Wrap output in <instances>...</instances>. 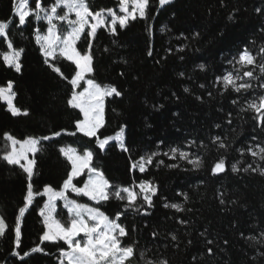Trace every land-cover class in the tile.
<instances>
[{"label":"trees","instance_id":"trees-1","mask_svg":"<svg viewBox=\"0 0 264 264\" xmlns=\"http://www.w3.org/2000/svg\"><path fill=\"white\" fill-rule=\"evenodd\" d=\"M42 2L51 5L54 0ZM88 2L93 11L118 6L115 0ZM34 5L35 0H30V7ZM9 19L13 21L10 35L14 46L24 49L22 68L17 73L0 58V86L13 81V102L29 114L13 116L0 101V156L7 151L6 133L20 141L52 137L42 140V150L33 156L34 192H42L45 186L59 190L63 185L70 166L61 156V147H73L79 153L92 151V164L111 183L129 187L147 180L157 188L153 206L143 203L139 211H125L126 202L114 198L95 205L110 218L124 213L117 222L129 230L130 239H123L135 242L138 253L146 251L149 258L165 259L168 264H264V248L247 239L259 238L264 232V176L231 171L232 164L243 169L248 164L255 167L264 163L254 161L247 151L264 146V123L254 111H241L264 96L260 87L264 76L258 67L251 69L259 79L244 77L253 87L240 93L231 88L226 91L223 83L217 82L218 77L240 68L235 60L244 49L258 63H264L260 51L264 48V0H172L163 7L158 0H150V19L130 21L126 28L118 27L116 35L97 31L96 39L91 40L94 79L123 92L120 97L105 99V126L98 136H113L124 126L129 152L121 150L115 141L101 151L95 137L70 134L76 131L75 122L81 116L67 104L72 86L45 63L36 43L35 29L44 32L45 25L30 17V24L17 27L13 0H0V21ZM84 47L82 38L77 48ZM6 50L0 38V52ZM51 63L69 78L74 74V66L62 58ZM201 64L205 70L200 69ZM245 70L249 69H241V74ZM55 132L61 134L53 136ZM217 135L229 145L227 151L212 143ZM171 148L189 152L191 159L200 158L203 167L194 169L178 155L176 159L163 155ZM153 152L160 155L146 166L147 171H130L132 161ZM220 158L225 159L226 171L213 175L211 169ZM28 182L19 166L0 159V217L8 226L15 225L19 209L25 206ZM42 202L34 196L21 218L23 251L16 248L11 228L0 237V264L57 263L54 253L63 247L40 243L43 227L38 212ZM141 203L138 199V206ZM166 203L181 204L191 211L177 212L164 207ZM208 240L213 243L208 244ZM37 245L45 252L31 253ZM25 252L29 255L24 256Z\"/></svg>","mask_w":264,"mask_h":264},{"label":"snow or ice","instance_id":"snow-or-ice-1","mask_svg":"<svg viewBox=\"0 0 264 264\" xmlns=\"http://www.w3.org/2000/svg\"><path fill=\"white\" fill-rule=\"evenodd\" d=\"M158 2L163 7L171 3V0H158ZM13 9L14 15L18 17L17 27L30 24L29 17H32L35 21L47 22L48 28L46 34H43L39 28L35 29L36 42L40 46L41 54L45 57V63L72 86L67 104L73 109H78L83 114V119H78L75 122L76 131L70 134L75 135L79 132L85 137H95L101 151L105 150L110 142L115 141L121 150L129 152L130 149L125 144L124 126H121L119 131L113 136H105L103 138L98 136L100 129L105 126V99L113 96L120 97L123 95V92L116 86L102 85L94 79V54L92 52L93 46L91 40L96 39L98 29L105 26L109 28L112 35H116L117 25L120 28H126L130 21L150 19V0H119V12L123 13V15H118L112 9H108L106 15L103 10L93 11L88 0H54L51 5H45L42 0H35L34 7H30L29 0H14ZM256 11L260 12L261 9H257ZM73 15L75 18L71 19L70 17ZM89 18L94 22L90 23ZM108 18H110V23ZM57 20L61 23H66L68 30H60L58 25L54 23ZM12 25L13 21L11 19L0 21V38H3L7 45V50L0 52V58H2L7 67L13 68L19 73L22 68L21 56L24 49L14 46L10 35ZM86 28L90 29V31L86 32ZM82 38L85 41V47L78 49L77 43ZM180 51H183V49H180ZM260 51L264 53V48H261ZM148 55H153L151 49H149ZM58 57L70 61L75 66L74 74L71 78L64 75L60 67L51 63V61L56 60ZM235 64L240 65V68H235L234 72H228L226 75L217 78V82H222L226 91L231 88V90L240 93L242 90L247 91L251 89L253 85L243 80V78L247 77L248 80L253 78L259 79V77L255 76L254 71L251 70L253 68L258 67L260 75L264 76V63H258L256 57L247 49L243 50L238 59L235 60ZM199 67L201 70H205V65L201 64ZM244 68L249 70H245L241 74V69ZM81 82H84L87 86L83 87L81 91H76V89L82 87ZM13 85V81H8L6 86H0V101L6 102L7 110L11 115L26 116L29 113L26 110L22 111L13 103L16 96ZM201 87H204V85H201ZM260 87L264 88V84H261ZM184 91L188 92L189 89L185 88ZM197 99H200V97H197ZM248 110L257 113L259 121L264 123V96H260L256 101L250 102L247 108H241V111ZM228 123L231 124L230 119ZM216 127H220V125H216ZM60 134V132H55L53 136H59ZM51 138L50 136L30 137L20 141L10 134H5V139L10 142L11 147L3 156H0V159L6 161L9 165L21 167L23 172L27 174L29 182L27 184L25 206L19 209V216L15 225L8 226L5 219L0 217V237H3L6 230L11 228L15 233V246L16 248H21V218L24 216L27 206L32 204L34 196L46 195L48 202L44 204L43 209L40 211L44 225L40 243L59 244L63 242L67 246L68 250H60L59 264H130L132 260H136L137 264H140L141 261H143V264H168V261L165 259L153 260L149 258L146 251L138 253L135 242L126 243L124 241L123 238L125 237L130 239V232L122 223L117 222L124 215L123 212L117 213L115 217L110 218L99 208L90 207L75 200H69L66 196V192L71 190L76 195L87 197L97 204L114 198L126 202L125 211H139L143 203H146L149 207L153 206L152 197L157 194V188L153 182L143 180L129 187L115 185L105 177L101 170L92 164L94 156L92 151H85L80 155L77 154L74 148L69 147L60 149L61 153L71 164V170L63 182V190L56 191L52 186H45L42 193L33 191L32 177L36 161L35 159H29L28 154L31 153L35 156L37 152L42 150L40 147L41 141ZM193 143L195 142L193 141ZM212 143L225 151L229 147L228 144L221 141L219 135L212 140ZM247 151L254 161L264 162V146L259 147L258 150L249 147ZM159 155V152H153L149 155L141 156L138 160L132 161L130 171L138 170L141 173L147 171L146 166L151 165L154 158ZM163 155L169 156L170 159H176L178 155L179 159L186 160L189 164H192L194 169L203 167V161L200 158L191 159L190 153L182 151L180 148H171L170 152L163 153ZM241 155H244L243 151H241ZM159 163L163 164L164 162L160 160ZM168 167H178V165H168ZM85 170L88 173L87 181L82 182V187H77L73 183V180L83 175ZM225 171L224 158L218 159L211 169L213 175H218ZM231 171L233 173L252 171L264 176V163L256 164L255 167L253 164H248L243 169L238 168L236 164H232ZM136 188L139 189V192L135 191ZM58 199L66 201L65 207L70 214V219L67 222H62L53 215L56 210L55 201ZM138 199L142 201L139 206L137 204ZM187 199L188 197L185 195V200L187 201ZM220 203L224 204L225 200L221 199ZM164 207L175 209L177 212L191 211V209H185L181 204L176 203H166ZM81 234L84 237L83 241L77 239ZM247 239L252 244L264 248V232L261 233L259 238L250 236ZM172 240L176 241L177 236L173 235ZM207 243L212 244L213 241L208 240ZM21 251H23L22 248ZM43 252H45V249L39 245L31 249V253ZM208 252L212 254V249L209 248ZM13 254L19 255L16 252H13ZM28 255L29 253H24V256ZM261 255L264 256V253H261Z\"/></svg>","mask_w":264,"mask_h":264},{"label":"rangeland","instance_id":"rangeland-1","mask_svg":"<svg viewBox=\"0 0 264 264\" xmlns=\"http://www.w3.org/2000/svg\"><path fill=\"white\" fill-rule=\"evenodd\" d=\"M117 3H118V6H117V8L116 9H114L113 11H115L118 15H123V13H120L119 12V0H115ZM172 1V0H171ZM13 3H14V0H13ZM29 5H30V0H29ZM158 5H159V2H158ZM160 6V5H159ZM131 7V6H130ZM161 7V6H160ZM105 12V15H106V12L107 11H104ZM13 15H14V9H13ZM15 16V15H14ZM16 17V16H15ZM30 18V17H29ZM71 19H74L75 17H74V15L73 16H71L70 17ZM16 19L18 20V17H16ZM89 20H90V23H92V22H94V21H91V19L89 18ZM108 20H109V23H110V18H108ZM39 22H41V23H43L44 25H45V27H46V29H45V31L44 32H42L43 34H46V30H47V28H48V25H47V22L46 21H36V23H39ZM54 23H56L57 25H58V28L60 29V30H62V31H66V30H68V25L66 24V23H61L59 20H57V21H54ZM119 27V25H117V28ZM100 29H103V30H105L106 32H108V33H111L110 32V30H109V28L107 27V26H105V27H103V28H100ZM99 30V29H98ZM85 31H90V29H88V28H86L85 29ZM37 43V42H36ZM38 45V47H39V49H40V46H39V44H37ZM40 52H41V50H40ZM43 56V55H42ZM44 57V56H43ZM45 58V57H44ZM58 58H62V57H58ZM63 59V58H62ZM1 60H2V58H1ZM64 60H66V59H64ZM3 61V60H2ZM67 61V60H66ZM69 63H71L70 61H68ZM4 63V62H3ZM72 64V63H71ZM73 65V64H72ZM74 66V65H73ZM75 67V66H74ZM82 83V87L81 88H78V89H76V91H81L82 90V88L83 87H86L87 85L86 84H84V82H81ZM5 106H6V109H7V104H6V102L5 101H1ZM14 103V102H13ZM76 110H78V109H76ZM8 111V110H7ZM79 111V110H78ZM9 112V111H8ZM10 113V112H9ZM79 113H80V111H79ZM11 114V113H10ZM80 116H81V120L83 119V114L82 113H80ZM77 133H79V132H77ZM79 134H81V133H79ZM4 139H5V136H4ZM27 139V138H26ZM25 140V139H24ZM21 141H23V140H21ZM5 142H6V145H7V151H9L10 150V142L9 141H7L6 139H5ZM17 147H19V146H17ZM61 148H69V147H61ZM60 148V149H61ZM70 148H73V147H70ZM75 149V148H74ZM76 150V149H75ZM6 151V152H7ZM76 152H77V150H76ZM60 153H61V151H60ZM77 154H80V155H82L83 153H79V152H77ZM28 156H29V159H33V155L31 154V153H29L28 154ZM61 156L68 162V164H69V166H70V170H71V164L69 163V161L67 160V158L61 153ZM6 162V161H5ZM7 163V162H6ZM22 163H23V161H22ZM17 166V165H16ZM21 168V167H20ZM22 169V168H21ZM26 174V173H25ZM27 175V174H26ZM87 178H88V173H87V170H85V173L83 174V175H81V176H79V177H77V178H74V180H73V183L77 186V187H82L83 186V184H82V182H86L87 181ZM44 190V189H43ZM61 190H63V185L61 186V188L59 189V190H56V191H61ZM135 191H138L139 192V189L138 188H136L135 189ZM43 192V191H42ZM41 192V193H42ZM40 198H42L43 199V202H42V206H41V208H40V210H39V212H38V215H39V217H40V220H41V224H42V227L44 228V225H43V217H41L40 216V211H41V209H43V207H44V204L45 203H47L48 202V197L46 196V195H38ZM66 196L68 197V199L69 200H75L76 202H78V203H84V204H87V205H89L90 207H96L95 205H97V203H95L94 201H91V200H89L87 197H84V196H78V195H76L74 192H72L71 190H69V191H67L66 192ZM65 203H66V201L65 200H63V199H58V200H56L55 201V206H56V210H55V212L53 213V215L56 217V218H58V219H60L62 222H67V221H69V219H70V214H69V212H68V209L65 207ZM30 206V205H29ZM29 206H27V208H26V210L28 209V207ZM97 208V207H96ZM26 212V211H25ZM77 239H79V240H81V241H83V239H84V237H83V234H81V236L80 237H77ZM45 243H48V242H45ZM51 244H53V243H51ZM54 245H60L61 247H63L62 249H64V250H68L67 249V246L66 245H64L63 244V242H60L59 244H54ZM54 257L56 258V264H59V261H60V250H57V252H55L54 253Z\"/></svg>","mask_w":264,"mask_h":264}]
</instances>
